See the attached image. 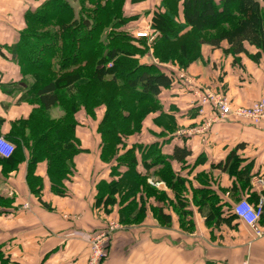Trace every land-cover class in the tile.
I'll use <instances>...</instances> for the list:
<instances>
[{
  "label": "trees",
  "instance_id": "1",
  "mask_svg": "<svg viewBox=\"0 0 264 264\" xmlns=\"http://www.w3.org/2000/svg\"><path fill=\"white\" fill-rule=\"evenodd\" d=\"M74 1L77 13L70 0H46L26 12V26L10 48L21 78L31 79L25 99L36 107L27 119L14 122L5 137L14 152L8 159L0 158L1 173L7 176L17 169L24 161V148L29 153L26 180L32 194L41 199V179L34 172L45 161L51 192L64 198V182L74 172L73 158L82 151L75 136L76 115L84 112L94 118L95 110L103 107L97 127L99 157L111 164L112 180L97 185L94 209L110 214L112 207L119 206L118 221L124 225L141 222L147 204L160 223L169 225L165 209H173L181 227L191 230L189 207L194 205L207 227H234L237 220L231 208L212 190L194 189L190 199L184 194L186 179L173 172L170 160L184 162L190 156L187 150L176 147L167 159L158 144L127 147L126 138L143 128L145 117L137 111H159V95L182 85L172 69L185 70L199 61L202 46L218 49L225 43L234 64H239L241 55L258 63L264 56V0H160L153 9L139 13L127 11V0ZM138 1L131 0L132 4ZM142 17L148 19L151 41L132 35ZM249 47L256 53L249 55ZM149 53L154 61L143 63ZM54 106L63 112L59 119L48 116ZM237 149L215 166L240 178L245 172L236 170ZM139 165L145 174L137 171ZM157 166L153 176L173 192V200L146 185L149 170ZM252 197L243 198L251 203ZM9 204L0 196V210ZM0 264H8L1 250Z\"/></svg>",
  "mask_w": 264,
  "mask_h": 264
},
{
  "label": "crops",
  "instance_id": "2",
  "mask_svg": "<svg viewBox=\"0 0 264 264\" xmlns=\"http://www.w3.org/2000/svg\"><path fill=\"white\" fill-rule=\"evenodd\" d=\"M44 1L0 0V135L4 138L14 122L27 119L36 107L25 99L31 79L25 77L23 83L10 48L26 26L25 13L34 11ZM159 2L140 0L132 4L127 0L125 5L128 12L139 13L153 9ZM148 26V19L142 17L133 31ZM247 49L249 55L256 53L254 48ZM239 60L236 65L230 54L218 59L211 54L208 57L202 54L201 59L188 67L184 74L198 89L216 92L223 88L233 106L247 108L264 98V56L258 63L245 55ZM148 61H154L151 53L142 59L143 63ZM172 70L181 80L183 71ZM181 82L182 85H175L159 95L160 110L150 114L149 122H144L135 140H126L127 147L158 144L167 159L176 147L187 150L190 156L184 162L170 160V166L176 175L186 179L184 194L188 199L192 190L208 188L225 207L232 208L246 194L253 196L250 200L256 205L261 198L264 199V119L253 125L230 118L215 122L206 132L198 133L214 115L209 107H203L200 114L192 87ZM56 108L62 112L58 106L50 108L48 116L52 119L63 116V112L51 116L55 114L51 111ZM103 113L102 107V112L95 110L94 118L84 112L76 115L79 125L75 136L82 151L73 158L74 172L64 182V198L51 192L47 164L43 161L34 172L42 183L41 199H36L26 180L29 153L24 148V161L16 170L4 176L0 169V196L10 201L8 207L0 210V250L8 264H86L89 254L87 238L111 221L116 222L119 229L113 235L109 258L103 264H211L213 261L264 264V234L256 238L252 229L238 221H233L234 227L225 224L207 227L194 205L189 207L191 215L188 220L193 223L191 230L181 227L173 209H165L171 218V224L166 227L153 219L148 204L144 220L132 226L119 224L118 213L105 218L100 209H94L97 185L112 180L111 164L102 162L99 157L101 139L97 127ZM161 119L165 122L160 123ZM236 148L240 159L236 170L239 174L245 172L240 178L215 166ZM159 167L149 170L147 180L160 181L153 176V171ZM137 171L146 172L141 165ZM241 184L245 185L244 189ZM155 188L173 200V192L164 182L160 181ZM257 228L264 233V220Z\"/></svg>",
  "mask_w": 264,
  "mask_h": 264
},
{
  "label": "built area",
  "instance_id": "3",
  "mask_svg": "<svg viewBox=\"0 0 264 264\" xmlns=\"http://www.w3.org/2000/svg\"><path fill=\"white\" fill-rule=\"evenodd\" d=\"M135 38H147L151 41L149 26L145 29H138L132 32ZM180 79L192 87V92L197 98L200 106V114L203 107H209L214 117L207 120L198 133L206 132L213 123L228 120L230 118L248 121L253 125L260 124L264 119V98L254 102L250 107L234 110L227 97L219 92H212L208 89H198L193 85V81L181 72ZM14 152V145L0 135V158L8 159ZM231 212L236 220L254 231L255 237L259 238L264 233L257 228L260 219L264 218V199L261 198L256 205L249 203L246 199H241L232 205ZM119 229L116 222H108L102 229L94 231L88 239L89 254L86 264H103L110 254V246L114 233ZM211 264H227L223 261H213Z\"/></svg>",
  "mask_w": 264,
  "mask_h": 264
},
{
  "label": "rangeland",
  "instance_id": "4",
  "mask_svg": "<svg viewBox=\"0 0 264 264\" xmlns=\"http://www.w3.org/2000/svg\"><path fill=\"white\" fill-rule=\"evenodd\" d=\"M70 3H71V5H72V7H74L75 8V10H76V13H77V11H78V6H77V3L74 1V0H70ZM44 29V27H41L40 28V30H43ZM192 40H194V42H195V39H194V37H192V39L190 40V41H192ZM149 44V43H148ZM201 54H203L205 57H208L209 56V54H211V56H213V57H215L216 59H218V58H221V57H224L226 54H228V53H226V51H225V44H222V46H220V48H218V49H213V48H211L209 45L207 46V45H204V46H202L201 47ZM174 52H176V50L174 51ZM229 55V54H228ZM192 65V64H191ZM190 65V66H191ZM190 66H188V67H190ZM186 70V69H185ZM185 70H181V71H185ZM220 73H219V76L223 73V69H222V71H219ZM221 94H223V96L224 97H226L227 96V94H226V92H225V89H223L222 88V91H221ZM228 98V97H227ZM230 105H231V107L234 109V110H238V109H241V108H243V107H236V106H233L232 105V103H230ZM98 111H101L102 112V107H98V109H97ZM146 110V109H145ZM52 113L53 112H55V114H51V116H53V117H55L56 116V114L59 116V112H60V115H62V112L59 110V109H54V111L52 110L51 111ZM148 112V111H147ZM150 114H152V112H150V113H148V114H146V113H144V114H142V111L141 110H139V111H137V115H139L140 117L142 116V117H145L144 118V120H143V123L145 122V123H148L149 121L147 120L148 118H149V116H150ZM147 120V121H146ZM226 121V120H225ZM160 123H164L165 121L163 120V119H161L160 121H159ZM135 137H136V134H134V135H129L127 138H126V140L127 139H129L130 140V142L131 141H133V140H135ZM146 182V185L148 186V187H151V188H155V187H157V186H159V184H160V181H157V180H147V181H145ZM118 208H119V206H117V205H115L114 207H112V209L110 210L111 211V213L110 214H106L105 212H104V210L103 209H100L101 210V212L103 213V215H104V217L105 218H110V216L112 215V216H116L117 215V212H118ZM152 217H153V219L154 220H156L157 221V223L160 225V226H162V227H166V226H168L167 224H163V223H160L159 221H158V218L157 217H155V216H153L152 215ZM204 218V217H203ZM144 220V216H143V219L141 220V222ZM140 223V222H139ZM139 223H133L134 225H136V224H139ZM133 224H131V223H128L127 225H129V226H132ZM171 224V223H170ZM122 225V224H121Z\"/></svg>",
  "mask_w": 264,
  "mask_h": 264
}]
</instances>
